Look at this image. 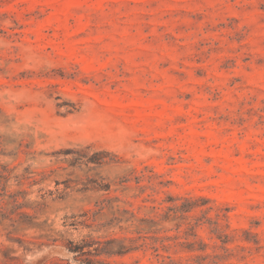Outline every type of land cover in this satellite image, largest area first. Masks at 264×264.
I'll return each mask as SVG.
<instances>
[{"label":"rangeland","instance_id":"rangeland-1","mask_svg":"<svg viewBox=\"0 0 264 264\" xmlns=\"http://www.w3.org/2000/svg\"><path fill=\"white\" fill-rule=\"evenodd\" d=\"M0 264H264V0H0Z\"/></svg>","mask_w":264,"mask_h":264},{"label":"trees","instance_id":"trees-1","mask_svg":"<svg viewBox=\"0 0 264 264\" xmlns=\"http://www.w3.org/2000/svg\"><path fill=\"white\" fill-rule=\"evenodd\" d=\"M190 209H186L184 211H189ZM112 243L109 242L108 244L110 245ZM130 250H132L131 248H127L125 246H122V247H119L118 249H115V248H112V247H106L104 249H101V252L102 253H105V254H124V253H127L129 252Z\"/></svg>","mask_w":264,"mask_h":264}]
</instances>
